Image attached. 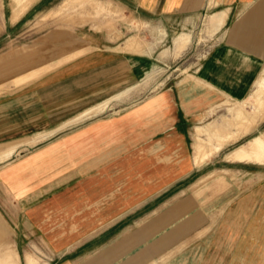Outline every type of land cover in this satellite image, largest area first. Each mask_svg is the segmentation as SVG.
I'll return each mask as SVG.
<instances>
[{
    "label": "crops",
    "instance_id": "obj_1",
    "mask_svg": "<svg viewBox=\"0 0 264 264\" xmlns=\"http://www.w3.org/2000/svg\"><path fill=\"white\" fill-rule=\"evenodd\" d=\"M215 1L208 8V0H128L147 21H161L166 37L172 26L197 28L205 13L216 14L215 25L222 16L215 33L222 36L188 79L135 104L130 101L138 98L118 105L137 87L138 63L158 60L154 37L146 42L153 51L141 53L126 45L131 37L117 45L105 32L96 42L89 26L76 28L54 42L46 69L38 67L44 62L38 50L0 49V82L26 80L6 93L35 94L34 101L0 107V141L14 135L0 145V264H35L30 252L38 253V239L54 256L47 264H154L156 236L166 244L189 232L196 244L179 246L180 254L162 264H264L261 179L230 198L227 189L224 203L223 197L168 198L157 214L139 216L140 207L200 171L187 147L191 127L220 95L242 102L264 72V0ZM85 28L91 33L80 31ZM79 47L88 51L70 54ZM113 104L114 115L107 113ZM12 118L18 128L8 125ZM208 205L219 208L208 210L216 218L206 215Z\"/></svg>",
    "mask_w": 264,
    "mask_h": 264
},
{
    "label": "rangeland",
    "instance_id": "obj_2",
    "mask_svg": "<svg viewBox=\"0 0 264 264\" xmlns=\"http://www.w3.org/2000/svg\"><path fill=\"white\" fill-rule=\"evenodd\" d=\"M18 2L19 4L16 0H0V49L6 48L5 50L14 52V55L38 50V60H44L38 64V67L50 64L48 59L54 50V42L68 38L76 28L89 26L97 32L94 34L96 42L99 41L98 33L112 34V41L117 45L131 37L126 45H136L137 51L141 53L153 51L146 42H152L154 37L159 43L155 49L157 53L160 52L159 58L158 60L143 58L142 62L138 63V68L134 70L138 81L137 87L133 94L126 96L124 101L118 104L123 106L130 99L138 98L130 101L135 104L149 91L159 90L164 85L185 82L187 76L196 70L201 60L216 43V38L222 36V31L215 34L222 26L221 14H217V19H220L218 25H215L216 14L205 13L207 16L201 19L197 28L184 31L179 26H172L169 32L166 31L168 35L166 37L161 21H147L145 15L136 13L134 8L128 5V0H19ZM215 4V0H208L207 7L210 8ZM22 7L26 8L21 11ZM80 31L91 33L87 28ZM60 44L59 47L64 42ZM78 49L80 53L88 51V48L79 47L70 54H76ZM25 84L26 80L19 77L1 81L0 107H17L20 100L34 101L35 94L27 99L24 97L16 99L17 94V96L8 94ZM123 106H119V109ZM114 107L113 104L107 113L109 111L112 115L117 113L119 110L113 109ZM30 115L33 117L36 114L32 111ZM24 118L25 115L21 121ZM13 120L14 118L8 125L11 129L18 128L19 126L15 125L19 122ZM67 128L69 126L63 130ZM190 132L192 140L188 141L187 147L190 152L193 150V164L196 167L201 166L200 171L174 184L153 203L144 208L140 207L142 209L139 212L140 218L142 216L145 218L146 214L153 210L157 214L159 212L157 210L163 207L162 201L168 198L176 201L179 197L189 200L201 198L207 201L223 197L222 203H224L228 199L227 189H231L229 192L232 191L230 198L244 192L256 179L264 181V172L260 177L244 173L245 168L264 171V72L256 80L251 93L242 102L228 101L226 97L220 95L205 111L200 122L191 127ZM13 136L2 139L0 145L12 142L6 140H10ZM129 177L123 175V181L131 180ZM213 208L217 207L205 206L206 215L211 216V212H208ZM213 214L211 217L216 218V211ZM65 224L63 229H66ZM187 234L188 236L181 238L171 237L166 244L162 241L163 237L156 236L154 240L160 247L156 246L154 264L168 262L179 255V246H194L196 240L193 233ZM40 244L38 239V253L31 251L30 255L36 260L35 264H47L54 256L47 253Z\"/></svg>",
    "mask_w": 264,
    "mask_h": 264
},
{
    "label": "bare ground",
    "instance_id": "obj_3",
    "mask_svg": "<svg viewBox=\"0 0 264 264\" xmlns=\"http://www.w3.org/2000/svg\"><path fill=\"white\" fill-rule=\"evenodd\" d=\"M244 114V113H243ZM245 116V119H246V115H244Z\"/></svg>",
    "mask_w": 264,
    "mask_h": 264
}]
</instances>
